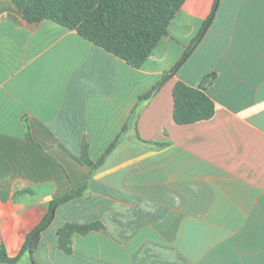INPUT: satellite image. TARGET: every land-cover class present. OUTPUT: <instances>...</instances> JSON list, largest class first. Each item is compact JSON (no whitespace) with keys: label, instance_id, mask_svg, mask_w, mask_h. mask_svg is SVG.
Listing matches in <instances>:
<instances>
[{"label":"crops","instance_id":"0c3cea01","mask_svg":"<svg viewBox=\"0 0 264 264\" xmlns=\"http://www.w3.org/2000/svg\"><path fill=\"white\" fill-rule=\"evenodd\" d=\"M185 0L134 68L49 20L0 0V243L16 256L50 203L61 204L17 264H264V0ZM210 76L205 82L206 77ZM201 88L214 115L178 125L172 90ZM101 164L76 160L82 145ZM73 233L69 251L58 231Z\"/></svg>","mask_w":264,"mask_h":264},{"label":"trees","instance_id":"16d2710c","mask_svg":"<svg viewBox=\"0 0 264 264\" xmlns=\"http://www.w3.org/2000/svg\"><path fill=\"white\" fill-rule=\"evenodd\" d=\"M23 19L28 23L49 20L92 42L106 52L124 60L128 65L139 68L152 54L158 42L167 35L168 27L185 0H11ZM219 0H214L208 16L188 50L180 60L142 98L154 94L173 76L186 61L193 48L203 38L217 12ZM210 76L206 77L205 82ZM173 120L178 125L191 124L212 118L214 103L201 88H193L177 82L172 90ZM115 143L110 145L96 162L82 145L77 162L89 168H97ZM83 188L54 199L46 216L30 232L20 252L9 257L0 243V264H17L27 253L30 258L36 250L42 232L52 223L57 208L64 202L82 193ZM95 225L76 226L66 224L58 231L60 248L69 251L73 233L84 234Z\"/></svg>","mask_w":264,"mask_h":264}]
</instances>
